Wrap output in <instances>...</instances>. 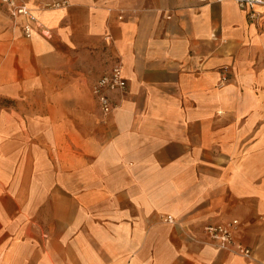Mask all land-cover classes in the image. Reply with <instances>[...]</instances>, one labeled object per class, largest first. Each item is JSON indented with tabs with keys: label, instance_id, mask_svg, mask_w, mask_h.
<instances>
[{
	"label": "crops",
	"instance_id": "1",
	"mask_svg": "<svg viewBox=\"0 0 264 264\" xmlns=\"http://www.w3.org/2000/svg\"><path fill=\"white\" fill-rule=\"evenodd\" d=\"M21 1L29 36L0 1V264H264V6ZM232 220L249 256L204 232Z\"/></svg>",
	"mask_w": 264,
	"mask_h": 264
},
{
	"label": "built area",
	"instance_id": "2",
	"mask_svg": "<svg viewBox=\"0 0 264 264\" xmlns=\"http://www.w3.org/2000/svg\"><path fill=\"white\" fill-rule=\"evenodd\" d=\"M2 4L9 8L10 14L13 17H24L27 21L23 25L25 35L29 36L32 31L30 22L36 21L32 9L28 7L21 0H0ZM222 2L226 0H216ZM236 3L241 8H249L251 13L250 17H255L253 9L256 6H264V0H229ZM58 4V3H56ZM126 88V80L122 73V68L119 63L115 64L108 73L98 77L92 87V92L95 95L100 109L103 113L107 114L115 107L110 98L112 92H123ZM171 220V216L166 217ZM237 220H232L226 224H207L204 226V232L207 236L218 244L219 247L234 251L243 256H249L250 250L244 247L241 243L237 242L234 237L233 231Z\"/></svg>",
	"mask_w": 264,
	"mask_h": 264
}]
</instances>
